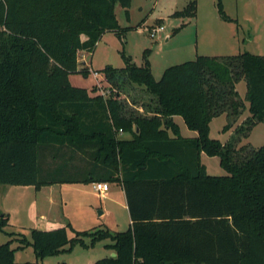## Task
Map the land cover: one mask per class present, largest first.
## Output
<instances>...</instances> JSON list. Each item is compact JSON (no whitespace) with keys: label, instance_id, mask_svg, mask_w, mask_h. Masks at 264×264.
Instances as JSON below:
<instances>
[{"label":"trees","instance_id":"obj_1","mask_svg":"<svg viewBox=\"0 0 264 264\" xmlns=\"http://www.w3.org/2000/svg\"><path fill=\"white\" fill-rule=\"evenodd\" d=\"M117 1L131 4L0 0V184L118 181L131 218L116 231L32 228L17 247L0 241V264H14L15 250L26 245L42 258L103 239L115 254L94 264H264V144L238 158L235 136L223 142L210 126L226 113L222 132L230 130L245 101L250 115L235 131L246 135L264 122V55H198L167 67L160 79L148 59L137 65L125 56V66L104 69L111 93L90 95L69 76L89 75L86 65L78 68V52L119 28ZM196 8L191 0L173 15L195 16ZM127 84L142 86L149 101L126 107ZM175 116L197 134L183 136ZM204 154L218 156L225 172L210 173ZM8 224L0 211V234Z\"/></svg>","mask_w":264,"mask_h":264},{"label":"rangeland","instance_id":"obj_2","mask_svg":"<svg viewBox=\"0 0 264 264\" xmlns=\"http://www.w3.org/2000/svg\"><path fill=\"white\" fill-rule=\"evenodd\" d=\"M190 1L131 0L127 8L117 1L115 13L119 28L106 30L93 50L78 52V68H83L84 65L89 67V76L85 77L79 71L73 72L69 76L71 83L80 86L90 84L87 88L89 94H99L98 85L90 67L105 76L102 87L106 90L110 82L104 69L107 66H125L127 63L125 56H130L131 61L137 65L145 64L148 59L154 77L160 79L167 67L195 59L198 55L225 56L245 51L264 55V0H221L225 13L232 18L229 20L220 13L218 0H196L195 16L173 15L176 10L183 9ZM158 24L164 25L165 29L151 33L150 29ZM237 89L240 97L244 99L246 83L243 78L237 82ZM149 96L143 87L138 85L127 84L121 91V98L126 107L130 109L135 106L134 100L137 104L148 102ZM245 106L231 130L224 133L218 131L219 126L229 120L224 114L214 117L211 122L212 137H225V142H227L235 136L233 139H235L238 158L245 157L252 150L264 144V122H259L247 130L246 135L235 131L250 115L247 101H245ZM202 161L212 174L225 172L218 156L204 154ZM9 186L11 185L0 184V211L6 208L11 209L17 217L24 212L27 205L22 203L17 195L14 196V192L6 193V188ZM25 197L28 199L29 195ZM97 200L99 205L97 212H100L102 208L100 200ZM108 205L113 207L115 213L109 219L117 218V224L108 222L113 227L109 228L107 224L102 223L101 228L106 227L113 231L127 229L130 223L128 209L120 206L118 202L109 203L108 201ZM68 233L70 236L73 235L72 230ZM22 234L20 231L12 230V226H6V232L0 234V241L12 240L13 247H17L23 243ZM109 240L103 239L88 247L78 243L70 251L42 258L35 256L31 245H26L15 250L14 264H90L95 259L110 255V250L104 246V243ZM86 241L89 242V237H86ZM186 264L197 263L188 262Z\"/></svg>","mask_w":264,"mask_h":264},{"label":"crops","instance_id":"obj_3","mask_svg":"<svg viewBox=\"0 0 264 264\" xmlns=\"http://www.w3.org/2000/svg\"><path fill=\"white\" fill-rule=\"evenodd\" d=\"M89 85L76 86L88 88ZM222 114L227 117L226 113ZM174 119L178 123L180 133L183 136H195L197 134L195 130H191L186 126L182 117L175 116ZM223 125L219 126L218 131H222ZM169 133L173 135L171 130H169ZM119 135L127 138L131 136L130 133L123 131ZM221 140L225 142V137L221 138ZM108 183L109 189L101 193L94 189L92 182L88 181L56 182L44 184L40 187L31 184H9L11 186L6 188V193L14 192V196L17 195L18 199L22 203L24 202L27 207L24 212H21V217H15L14 212L8 208L3 209L2 212L7 213L9 216V224L7 226H12V230L20 231L27 237L32 228L51 229L67 225L68 223L77 230L94 229L101 227L102 223L107 224L109 228H113L109 224H113L114 222L117 224L118 219H109L115 213L113 207L108 205V201L109 203L118 202L120 206L122 205L126 209H128V205L123 184L118 181H108ZM26 195H29L28 199L25 197ZM97 199L100 200L102 208L100 212H97L99 207ZM108 222L110 223L108 224ZM108 242H105L104 246L107 250H110V255H114L115 250L113 248H107L105 245ZM96 260L90 264H94Z\"/></svg>","mask_w":264,"mask_h":264},{"label":"built area","instance_id":"obj_4","mask_svg":"<svg viewBox=\"0 0 264 264\" xmlns=\"http://www.w3.org/2000/svg\"><path fill=\"white\" fill-rule=\"evenodd\" d=\"M164 29H165L164 25L158 24L155 27H152L150 29V31H151V33H155L158 31H162ZM90 70L92 71V74H93L94 78L96 79V83H97L98 89H99L98 90L99 94L106 96L108 93V95H109L112 91L110 86L106 90L104 89V87H102V85H103L102 82H103V79L105 78V76L102 75V73H100L98 70H94L91 67H90ZM93 187L96 191L101 193V192L107 191L109 189V183L106 181H95V182H93Z\"/></svg>","mask_w":264,"mask_h":264}]
</instances>
